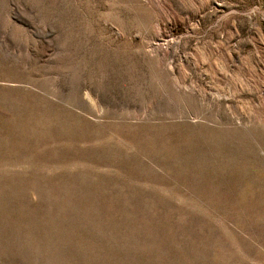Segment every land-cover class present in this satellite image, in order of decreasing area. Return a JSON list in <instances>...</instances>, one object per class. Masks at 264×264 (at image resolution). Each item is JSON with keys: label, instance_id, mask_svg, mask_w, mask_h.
Here are the masks:
<instances>
[{"label": "rangeland", "instance_id": "374dc122", "mask_svg": "<svg viewBox=\"0 0 264 264\" xmlns=\"http://www.w3.org/2000/svg\"><path fill=\"white\" fill-rule=\"evenodd\" d=\"M0 264H264V0H0Z\"/></svg>", "mask_w": 264, "mask_h": 264}]
</instances>
